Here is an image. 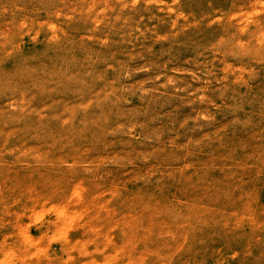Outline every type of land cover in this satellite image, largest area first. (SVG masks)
Returning a JSON list of instances; mask_svg holds the SVG:
<instances>
[{"label": "rangeland", "instance_id": "rangeland-1", "mask_svg": "<svg viewBox=\"0 0 264 264\" xmlns=\"http://www.w3.org/2000/svg\"><path fill=\"white\" fill-rule=\"evenodd\" d=\"M0 264H264V0H0Z\"/></svg>", "mask_w": 264, "mask_h": 264}, {"label": "bare ground", "instance_id": "bare-ground-1", "mask_svg": "<svg viewBox=\"0 0 264 264\" xmlns=\"http://www.w3.org/2000/svg\"><path fill=\"white\" fill-rule=\"evenodd\" d=\"M54 220V219H53ZM61 238V237H60Z\"/></svg>", "mask_w": 264, "mask_h": 264}]
</instances>
